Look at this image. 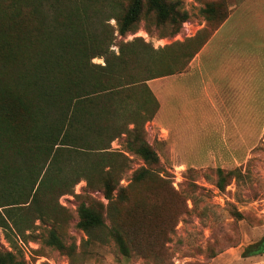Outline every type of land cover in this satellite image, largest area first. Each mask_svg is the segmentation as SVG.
Masks as SVG:
<instances>
[{"label":"rangeland","instance_id":"rangeland-1","mask_svg":"<svg viewBox=\"0 0 264 264\" xmlns=\"http://www.w3.org/2000/svg\"><path fill=\"white\" fill-rule=\"evenodd\" d=\"M129 1L119 0L115 9L101 6L103 18L111 16L106 23L112 39L108 56L91 62L103 65L110 52H121L130 61L154 55L174 70H188L197 52L190 60L183 54L226 21L222 34L236 42H211L213 58L224 62L236 53L245 106L257 108L244 112L243 126H219L211 104L173 103L168 89L162 115L110 142V194L90 171V181L82 177L57 198L55 218L33 215L29 223L19 221L20 230L0 226V256L17 264H264V0H165L185 15L181 22L178 16L157 21L144 3L134 29L119 34L115 16ZM146 97L136 89L116 109L127 118L144 114L138 106ZM172 105L188 113L173 117ZM137 138L158 162L144 161ZM81 203L102 213L101 237L89 238L78 226ZM113 232L122 236L124 249Z\"/></svg>","mask_w":264,"mask_h":264},{"label":"trees","instance_id":"trees-1","mask_svg":"<svg viewBox=\"0 0 264 264\" xmlns=\"http://www.w3.org/2000/svg\"><path fill=\"white\" fill-rule=\"evenodd\" d=\"M144 3L159 22L185 18L165 0H130L115 16L119 34L134 29ZM118 4L0 0V226L20 230L19 221L29 223L33 215L55 218L57 198L71 193L82 177L90 181V171L100 175L110 194V142L136 133L141 122L154 117L159 103L148 80L185 70H174L154 55L130 61L121 52H110L103 65L91 62L95 56H108L112 39L106 23L111 16L103 18L100 8ZM206 40L183 55L190 60ZM136 89L147 95L138 106H144V114L127 118L116 107ZM138 141L144 161L158 162L155 151ZM78 216V226L89 238L101 237L99 210L81 203ZM112 235L124 249L120 233ZM11 259L0 256V264H17Z\"/></svg>","mask_w":264,"mask_h":264},{"label":"crops","instance_id":"crops-1","mask_svg":"<svg viewBox=\"0 0 264 264\" xmlns=\"http://www.w3.org/2000/svg\"><path fill=\"white\" fill-rule=\"evenodd\" d=\"M225 25L226 21L195 54L189 63L190 69L147 81V85L151 87L150 89L159 103L156 117L162 115L165 110L161 100L164 99L168 89L171 90L173 103L189 105L194 100L196 103L211 104L218 112L214 118L220 123L219 126H243L244 112L254 111L257 108L254 105L245 106L246 100L242 90L244 83L241 82L243 80L238 73L240 71L236 70V53L229 54V58L224 62H216L213 58L218 42L222 43L225 39L232 43L236 42V38L231 36L226 38L225 34H222ZM213 41H216L215 47L210 45ZM253 79L255 78L253 77ZM154 80L155 90L151 86V81ZM261 86L264 88V80L261 81ZM252 94L255 95L256 92L252 90ZM194 96H199L200 99L196 100ZM262 97L264 98V92ZM172 106L173 117L177 116L180 119L182 114L188 113L185 110H177L175 105ZM202 116L205 119V116Z\"/></svg>","mask_w":264,"mask_h":264},{"label":"water","instance_id":"water-1","mask_svg":"<svg viewBox=\"0 0 264 264\" xmlns=\"http://www.w3.org/2000/svg\"><path fill=\"white\" fill-rule=\"evenodd\" d=\"M259 249H260V250H264V240H263V242L260 244Z\"/></svg>","mask_w":264,"mask_h":264},{"label":"built area","instance_id":"built-area-1","mask_svg":"<svg viewBox=\"0 0 264 264\" xmlns=\"http://www.w3.org/2000/svg\"><path fill=\"white\" fill-rule=\"evenodd\" d=\"M162 45V44H161Z\"/></svg>","mask_w":264,"mask_h":264}]
</instances>
